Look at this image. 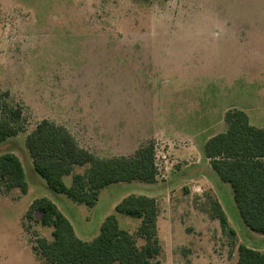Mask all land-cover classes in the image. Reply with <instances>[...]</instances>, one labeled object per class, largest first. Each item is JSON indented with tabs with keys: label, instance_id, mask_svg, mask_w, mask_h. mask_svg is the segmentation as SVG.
I'll return each mask as SVG.
<instances>
[{
	"label": "rangeland",
	"instance_id": "374dc122",
	"mask_svg": "<svg viewBox=\"0 0 264 264\" xmlns=\"http://www.w3.org/2000/svg\"><path fill=\"white\" fill-rule=\"evenodd\" d=\"M0 92L21 107L23 126L0 154L18 157L30 188L0 192V264H49L33 247L51 240V228L37 212L26 217L43 195L84 240L124 196L154 198L161 253L153 264H235L237 246L254 245L234 223L235 236L221 229L215 195L191 193L189 177L208 174L200 146L225 131L228 110L264 128V0H0ZM42 120L103 159L154 143L155 183L111 185L91 209L40 187L25 137ZM115 216L142 247L140 221Z\"/></svg>",
	"mask_w": 264,
	"mask_h": 264
},
{
	"label": "trees",
	"instance_id": "16d2710c",
	"mask_svg": "<svg viewBox=\"0 0 264 264\" xmlns=\"http://www.w3.org/2000/svg\"><path fill=\"white\" fill-rule=\"evenodd\" d=\"M8 93L0 92V144L23 131L22 109L8 102ZM226 130L208 139L202 155L222 183L228 184L239 216L252 233L264 235V129L252 126L241 110L225 112ZM25 146L33 171L56 194L75 204L93 208L100 191L118 183L156 181L154 143L140 146L129 157H97L80 147L69 131L48 120L40 121L25 137ZM83 173H73L84 168ZM71 176L69 186L63 178ZM17 190L25 195L28 185L20 160L10 152L0 154V192ZM214 217L222 230L235 236L220 205L211 202ZM40 214L37 223L51 228V240L38 238L33 250L49 264H153L161 253L157 237L156 200L144 195L121 199L114 213L140 221L138 238L119 227L115 214L108 215L99 233L91 241L79 239L57 206L46 197L29 205L26 217ZM236 264H264V252L240 243Z\"/></svg>",
	"mask_w": 264,
	"mask_h": 264
},
{
	"label": "crops",
	"instance_id": "0c3cea01",
	"mask_svg": "<svg viewBox=\"0 0 264 264\" xmlns=\"http://www.w3.org/2000/svg\"><path fill=\"white\" fill-rule=\"evenodd\" d=\"M210 113H211V111H210ZM205 115H207V113L205 114ZM247 115V114H246ZM210 117H211V115H210ZM249 119V118H248ZM249 122H250V120H249ZM206 123H208V122H206ZM250 124L252 125V126H255L254 124H252L251 122H250ZM209 127L208 128H212V122H211V118L209 119ZM226 125V124H225ZM255 127H258V126H255ZM259 128H261V127H259ZM264 129V128H263ZM226 130V129H225ZM224 132V131H223ZM223 132H221V133H223ZM217 135V134H216ZM214 135H212V136H210V137H207L206 139H204L203 141H202V144H201V146H200V148H201V150H202V148H203V145L205 144V142L208 140V139H210L211 137H213ZM184 149H186V148H183L182 149V147L181 146H178L177 148H176V151L178 152V154H180V156L181 155H185L186 153H185V151H184ZM200 150V149H199ZM202 152V151H201ZM202 159V160H201ZM200 160H201V163L204 165V170H206L207 172H208V174H206V173H199V174H193V175H191V177H189V179H190V183H192V184H190L191 186H190V190H191V193H193V194H197V195H200V193L201 192H209V191H211V193H213L214 195H215V200L214 201H216L219 205H220V208L222 209V211L224 212V214H225V216H226V218H227V221H228V225H229V227L230 228H232L233 230H234V232H236L235 231V229H234V227L232 226V224L231 223H234V224H236V226L239 228V229H241V230H243V231H248L249 233H250V237H251V239H253L252 241H253V243H254V245H249V244H245V243H242V244H244V245H246L247 247H250V248H252V249H255V250H257V251H260V252H264V235H259V234H255V233H252L251 231H249L247 228H246V226L243 224V222H242V220H241V218H240V216H239V213H238V211H237V208H236V206H235V203H234V201H233V198H232V192H231V189H230V187H229V185L228 184H225V183H222L220 180H219V178L217 177V175H216V173L211 169V167H210V165H209V161L207 160V159H204V157L202 156V153L200 154ZM198 163H199V161H198ZM194 165H197V163H194ZM34 180H35V178H33ZM37 180H35V182H36ZM42 182H38L37 181V185H39L40 187H42L43 188V185H45L46 186V184H45V182H43L44 184H41ZM28 185V184H27ZM44 186V187H45ZM47 187V186H46ZM29 185H28V190H27V193L29 192ZM44 189H46V188H44ZM47 189H48V187H47ZM47 192H48V190H46ZM26 193V194H27ZM48 193H50V192H48ZM25 194V195H26ZM51 195V194H50ZM128 196V195H127ZM43 197H46V198H48L50 201H52L56 206H57V203H56V201H54V200H52L51 199V197L50 196H48V195H43ZM124 197H126V196H124ZM123 197V198H124ZM41 198V197H40ZM123 198H121V199H123ZM121 199L119 200V201H121ZM35 200V199H34ZM34 200H32V201H34ZM31 201V202H32ZM118 201V202H119ZM30 202V203H31ZM118 202H116L114 205H111V209H113V211H114V207H115V205L118 203ZM63 204L64 205H66V206H68V207H70V205H68V203L67 202H63ZM95 207V206H94ZM93 207V208H94ZM57 208L61 211V213L63 214V212H62V210L57 206ZM64 215V214H63ZM231 216H232V218H231ZM107 217V216H106ZM105 217V218H106ZM104 218V219H105ZM232 220H233V222H232ZM235 220V221H234ZM69 221V220H68ZM103 221H101V223H102ZM101 225V224H100ZM100 228V227H99ZM99 233V232H98ZM245 233V232H244ZM76 234V233H75ZM237 234V233H236ZM98 235V234H97ZM97 235H95L94 237H96ZM76 236L78 237V235L76 234ZM85 236V235H84ZM93 237V238H94ZM79 238V237H78ZM92 238V239H93ZM79 239H81V238H79ZM92 239H89V240H84V239H81L82 241H91ZM236 260H237V256H236V258H235V264H236Z\"/></svg>",
	"mask_w": 264,
	"mask_h": 264
}]
</instances>
